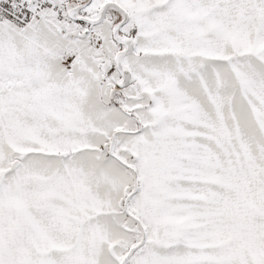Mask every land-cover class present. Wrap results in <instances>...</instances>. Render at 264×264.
I'll return each mask as SVG.
<instances>
[{
	"label": "snow or ice",
	"instance_id": "snow-or-ice-1",
	"mask_svg": "<svg viewBox=\"0 0 264 264\" xmlns=\"http://www.w3.org/2000/svg\"><path fill=\"white\" fill-rule=\"evenodd\" d=\"M0 264H264V0H0Z\"/></svg>",
	"mask_w": 264,
	"mask_h": 264
}]
</instances>
